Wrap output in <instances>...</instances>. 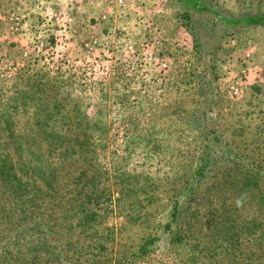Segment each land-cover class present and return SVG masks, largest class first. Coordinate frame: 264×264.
I'll return each instance as SVG.
<instances>
[{"label":"rangeland","instance_id":"1","mask_svg":"<svg viewBox=\"0 0 264 264\" xmlns=\"http://www.w3.org/2000/svg\"><path fill=\"white\" fill-rule=\"evenodd\" d=\"M112 1L0 0V155L54 170L52 263L264 264V0Z\"/></svg>","mask_w":264,"mask_h":264},{"label":"trees","instance_id":"2","mask_svg":"<svg viewBox=\"0 0 264 264\" xmlns=\"http://www.w3.org/2000/svg\"><path fill=\"white\" fill-rule=\"evenodd\" d=\"M38 139L48 140L50 135H38ZM12 143L22 146L21 140L16 137H10ZM218 138L215 137V141ZM32 146V145H31ZM30 148V147H29ZM31 149V148H30ZM34 150V149H33ZM31 150L30 157L36 158L37 152ZM212 158L210 154L203 156L201 164L197 169L196 174L199 177H203L206 169L211 164ZM32 161H30V164ZM31 167L26 168V172L23 174L41 172L50 173L42 186H40L36 179H27L24 175H20L19 169L16 164L10 160V156L0 155V262L1 264H53L50 259V251L53 249L52 245L46 244L44 237L39 236L40 232L37 228L47 225L46 218H51V208L54 207L50 197H47V192L44 191L51 189V181L49 177L53 173V169L50 165L42 168V164L34 163ZM44 167V166H43ZM47 195L44 196L43 195ZM47 197V198H46ZM75 207L76 213L72 209L67 210V215L70 211L74 216L70 218L66 215L60 217L65 228H80L84 227V230L88 228V224L94 219L95 212L86 209L85 200H76ZM50 220V219H49ZM68 220L71 222L75 220L74 226L69 225ZM176 221V212H172L171 221L167 224L166 228L169 229V225ZM33 222V223H32ZM54 224L58 222H53ZM31 224L30 229L25 226ZM174 238L180 239V235L174 236ZM153 239L147 241L141 250L145 251L147 246L152 244ZM10 246L15 249H10ZM7 250H6V249ZM43 252V257L37 256V253ZM56 252V251H55ZM55 264L60 261L55 253ZM94 263H99L95 261ZM60 264V263H59Z\"/></svg>","mask_w":264,"mask_h":264},{"label":"built area","instance_id":"3","mask_svg":"<svg viewBox=\"0 0 264 264\" xmlns=\"http://www.w3.org/2000/svg\"><path fill=\"white\" fill-rule=\"evenodd\" d=\"M112 2L121 5V4L123 3V0H114V1H112ZM104 18H105V17H104Z\"/></svg>","mask_w":264,"mask_h":264}]
</instances>
